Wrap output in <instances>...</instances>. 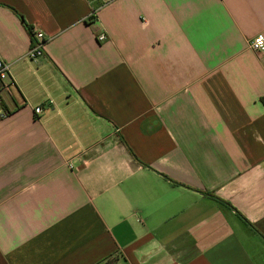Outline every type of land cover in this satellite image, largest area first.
<instances>
[{"label":"crops","instance_id":"crops-1","mask_svg":"<svg viewBox=\"0 0 264 264\" xmlns=\"http://www.w3.org/2000/svg\"><path fill=\"white\" fill-rule=\"evenodd\" d=\"M259 36L264 0H0V264H264Z\"/></svg>","mask_w":264,"mask_h":264},{"label":"built area","instance_id":"built-area-1","mask_svg":"<svg viewBox=\"0 0 264 264\" xmlns=\"http://www.w3.org/2000/svg\"><path fill=\"white\" fill-rule=\"evenodd\" d=\"M33 39H34V44L28 54V57L31 60H36L44 56L43 48L45 44V36L42 32L36 31V32H33ZM105 40H106L105 35L99 36V41L102 42ZM250 47L255 52L261 55H264V38L262 36L256 37L255 39L251 41ZM0 85L3 91L9 90L10 87L13 86V79L11 76V67L3 60L1 56H0ZM41 112H42L41 107H37L35 109V113L39 114ZM0 114H2L3 116H6L5 114H3L1 110H0ZM100 264H108V263L102 262Z\"/></svg>","mask_w":264,"mask_h":264},{"label":"trees","instance_id":"trees-1","mask_svg":"<svg viewBox=\"0 0 264 264\" xmlns=\"http://www.w3.org/2000/svg\"><path fill=\"white\" fill-rule=\"evenodd\" d=\"M211 197H213V196H211Z\"/></svg>","mask_w":264,"mask_h":264}]
</instances>
